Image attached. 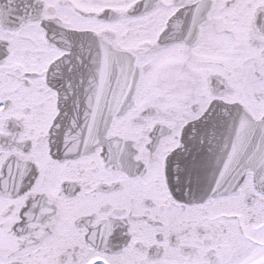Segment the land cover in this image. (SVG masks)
I'll return each instance as SVG.
<instances>
[{"label":"flooded vegetation","instance_id":"1","mask_svg":"<svg viewBox=\"0 0 264 264\" xmlns=\"http://www.w3.org/2000/svg\"><path fill=\"white\" fill-rule=\"evenodd\" d=\"M71 33L142 70L106 134L127 143L115 165L102 145L50 151L47 70L70 50L47 35ZM212 100L264 112V0H0V264H264V193L249 175L198 203L165 184V155Z\"/></svg>","mask_w":264,"mask_h":264},{"label":"water","instance_id":"2","mask_svg":"<svg viewBox=\"0 0 264 264\" xmlns=\"http://www.w3.org/2000/svg\"><path fill=\"white\" fill-rule=\"evenodd\" d=\"M66 37L59 41L65 47L91 51L104 44L90 41L89 35ZM100 49L103 56L84 59L78 74L84 79H97L91 81L92 86L105 88L101 92V109L98 107L94 115L80 108L79 116L69 118L64 113L53 124L56 141L68 143V151L74 154L103 142L114 115L124 113L132 105L141 76L131 55ZM78 58L79 55L74 60ZM74 60L66 56L49 68L50 79L59 83L61 93L69 92L63 81L71 77L72 70L79 72L69 66ZM248 169L253 172L255 186L264 191V116L254 120L240 105L220 101L212 102L199 118L183 127L178 146L165 160L166 183L175 198L186 202L234 190Z\"/></svg>","mask_w":264,"mask_h":264}]
</instances>
